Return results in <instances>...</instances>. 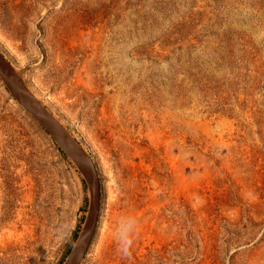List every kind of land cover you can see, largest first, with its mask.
Segmentation results:
<instances>
[{"label": "rangeland", "instance_id": "rangeland-1", "mask_svg": "<svg viewBox=\"0 0 264 264\" xmlns=\"http://www.w3.org/2000/svg\"><path fill=\"white\" fill-rule=\"evenodd\" d=\"M0 53L90 159L78 264H264V0H0ZM89 211L0 77V264H65Z\"/></svg>", "mask_w": 264, "mask_h": 264}, {"label": "water", "instance_id": "water-1", "mask_svg": "<svg viewBox=\"0 0 264 264\" xmlns=\"http://www.w3.org/2000/svg\"><path fill=\"white\" fill-rule=\"evenodd\" d=\"M0 64H3V68L0 69V77L14 98L36 118L52 137L60 142L62 148L64 144L71 145V151L63 149L79 168L87 183L90 194V211L82 231L77 236L65 261V264H78L92 240L99 214L100 192L90 159L80 144L63 127L52 121L50 114L34 96L25 91L20 84L21 90H16L15 82L18 83L16 73L1 53ZM83 164H86V170H84Z\"/></svg>", "mask_w": 264, "mask_h": 264}, {"label": "bare ground", "instance_id": "bare-ground-1", "mask_svg": "<svg viewBox=\"0 0 264 264\" xmlns=\"http://www.w3.org/2000/svg\"><path fill=\"white\" fill-rule=\"evenodd\" d=\"M2 68H3V64H0V69H2ZM19 84H20L19 82L18 83L15 82V88H16V90H21V87H20ZM55 127H57V126L55 125ZM63 148L65 150H67V151H71V145L64 144ZM83 165H84V170H86V164H83ZM94 185H95V182H94Z\"/></svg>", "mask_w": 264, "mask_h": 264}]
</instances>
